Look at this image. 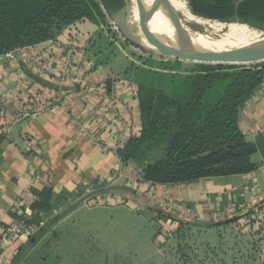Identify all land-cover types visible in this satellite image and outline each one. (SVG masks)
Returning a JSON list of instances; mask_svg holds the SVG:
<instances>
[{
    "label": "crops",
    "instance_id": "obj_1",
    "mask_svg": "<svg viewBox=\"0 0 264 264\" xmlns=\"http://www.w3.org/2000/svg\"><path fill=\"white\" fill-rule=\"evenodd\" d=\"M110 19L116 22V14L101 23L82 19L66 26L55 39L0 55V99L7 93L6 118H0V222L9 226L21 216L32 221L31 205L49 192L50 209L40 215L39 228L73 226L87 216L92 223L86 232L68 229L60 236L68 248V264H91L81 244L72 247L76 239L100 253L105 237L118 239L125 224L137 231L133 236L153 232L141 241L147 251L138 255L147 264L167 261L166 244L177 242L190 228L200 244L197 248L201 247L199 253L194 251L196 264H210L213 253L223 255L224 261L217 264H264V82L244 105L240 118L243 135L257 145L252 156L257 169L179 184L145 185L141 178L146 162H124L114 149L118 141L125 144L141 134L137 87L92 51ZM69 41L77 50L67 46ZM67 63L82 68L62 74ZM43 89L48 96L54 94L58 106L16 122L28 99ZM27 119L31 120L20 132L27 145L24 151L15 143L13 130ZM121 213L128 218L121 221ZM139 219L141 225L136 224ZM157 226L174 228L175 235L166 238ZM229 227L242 233L225 239ZM246 239L245 252L240 245ZM40 241L36 232L2 241L0 264H18L26 249Z\"/></svg>",
    "mask_w": 264,
    "mask_h": 264
},
{
    "label": "trees",
    "instance_id": "obj_2",
    "mask_svg": "<svg viewBox=\"0 0 264 264\" xmlns=\"http://www.w3.org/2000/svg\"><path fill=\"white\" fill-rule=\"evenodd\" d=\"M190 3L193 13L205 18L264 27V0ZM125 4V0H0V55L55 39L66 26L82 19L106 22ZM204 66L203 72L177 84L172 96L139 82L142 131L118 153L124 162H146L143 182L179 184L258 168L252 158L257 145L243 135L240 118L244 105L264 82V67ZM156 150L160 155L152 158ZM50 197L45 192L31 205L32 222L50 209Z\"/></svg>",
    "mask_w": 264,
    "mask_h": 264
},
{
    "label": "rangeland",
    "instance_id": "obj_3",
    "mask_svg": "<svg viewBox=\"0 0 264 264\" xmlns=\"http://www.w3.org/2000/svg\"><path fill=\"white\" fill-rule=\"evenodd\" d=\"M185 1L191 8V0ZM125 2V6L115 13L117 21L115 22L114 19H110L111 21L108 22V26H105L101 33L98 34V37H96V40H94L96 41V44L92 49V51L96 50L101 54L99 56L100 59H102L105 64L111 66V71L120 74V76L124 73V77L132 81V83L135 84L136 87H138L139 82L142 81L143 83L149 86H155L172 96L173 90L175 89L176 85H179L183 80H185L186 77L203 72L205 67L204 65H213L215 67L218 65L180 60L162 53V51L156 46V44L148 36H146L143 27L140 24L141 17L137 0H125ZM154 16L155 15H152V22L155 24L157 20ZM255 27L264 30V27ZM81 48L83 51V47ZM73 65L75 64L73 63ZM257 65H259L260 67H264V61L246 65L236 64V67H255ZM156 152L158 151L156 150ZM156 152L155 155L152 154V158L160 155L159 152L158 154H156ZM237 209L239 208L236 207L233 210L236 212ZM120 218L122 221L127 219L128 216L125 213H121ZM138 222L136 224H142L141 219H139ZM89 223L90 222H88L87 216L84 217V219L79 220L77 223L73 224V226H47L42 231L38 232L41 241L27 248L25 256L22 257L21 261L18 264L70 263L69 259H67L65 256L67 253L69 256V252L65 250L68 248L64 247L63 240L60 236H63L65 231L67 232L68 229L70 231L84 230L86 232L89 229H92L89 228L92 223ZM125 225L124 227H120V236L118 239L105 237L103 246L101 247L102 252L100 253L95 252V249L90 247V243L84 246L86 241H83L82 239H76L75 241L78 245L74 244L72 245V247H79V244H81L83 250L88 253L87 260L91 264H147V262H141L138 255L147 251V247H145L142 242L150 234H153V232L149 233L144 230L143 232H140L133 236L135 230L133 231V229L127 228L128 225ZM54 228L56 230H54ZM160 229H162V227L157 226V230ZM239 233L242 232H238L236 229L229 227L225 239H233V237H235V235L237 234L239 235ZM181 238L182 240H177V242L182 241V244L180 243V245L178 246L175 239L170 244H166L167 247L165 249V254H167V261L162 263L163 261L160 259V261L156 260L154 264L198 263L194 251L196 250L198 252L201 247L197 248V246H199L200 244L197 245L198 239L195 238L193 229H186L182 233ZM247 240L248 239L243 242V245H240L241 249L243 248L245 252L249 249V243L247 242ZM200 243L202 246V243H204V241L202 240L200 241ZM65 244L67 246L69 244V241L65 240ZM230 247L231 249L233 248L232 245ZM237 252L238 249L231 251V257L237 254ZM201 254L200 256H202ZM213 254L211 255L212 263L210 262V264H217L218 262L224 261L223 255L219 256L216 255V253ZM220 254L223 253L220 252ZM83 256L84 255H81L82 260L84 258ZM183 256L184 258L183 260H181ZM93 259L94 261H91Z\"/></svg>",
    "mask_w": 264,
    "mask_h": 264
},
{
    "label": "water",
    "instance_id": "obj_4",
    "mask_svg": "<svg viewBox=\"0 0 264 264\" xmlns=\"http://www.w3.org/2000/svg\"><path fill=\"white\" fill-rule=\"evenodd\" d=\"M137 3L140 10V24L146 36L156 44L162 53L168 56L205 64L246 65L264 61V36L252 48H230L224 50L199 49L193 39L181 31L175 12L167 0H137ZM153 3L161 5L164 9L167 26L174 36L173 40H166L165 44L167 47L162 45L161 36L155 32V29L149 21L148 9ZM30 120L27 119L18 123L13 130L15 143L24 151L27 150V145H25L24 140L21 138L20 132Z\"/></svg>",
    "mask_w": 264,
    "mask_h": 264
},
{
    "label": "bare ground",
    "instance_id": "obj_5",
    "mask_svg": "<svg viewBox=\"0 0 264 264\" xmlns=\"http://www.w3.org/2000/svg\"><path fill=\"white\" fill-rule=\"evenodd\" d=\"M167 1L175 12L181 31L191 37L199 49L252 48L264 36V30L245 23L211 20L194 14L185 0ZM148 11L151 25L161 36L162 45L167 47L166 40H173L174 36L167 26L164 9L153 3ZM152 15L156 17L155 24Z\"/></svg>",
    "mask_w": 264,
    "mask_h": 264
},
{
    "label": "built area",
    "instance_id": "obj_6",
    "mask_svg": "<svg viewBox=\"0 0 264 264\" xmlns=\"http://www.w3.org/2000/svg\"><path fill=\"white\" fill-rule=\"evenodd\" d=\"M67 46L77 50V47L74 45L73 42L69 41L66 43ZM57 45V44H56ZM81 48V47H80ZM62 74H73L77 70H80L82 67L81 65H73V64H66L63 67ZM131 87H133L132 84H130ZM38 96H33L28 99L27 104L22 107L20 112L16 115L15 120L16 122H19L25 118H32L36 116L38 113H40L43 110H46L48 108H51L52 106H58V101L56 100L54 94L51 93L50 96H48V90L45 89L41 90L40 93H38ZM7 98V93L2 94L0 99V118L5 119L6 118V109L4 107L5 105V99ZM40 101V103H39ZM247 103V102H246ZM261 131H264L262 129ZM124 143L122 141H118L117 144L114 146V149L118 151L123 147ZM106 147V146H104ZM143 184H151L150 182H143ZM152 185V184H151ZM31 215V213H30ZM40 215H43V212L40 213ZM39 222L35 221H29V216H21L19 219L16 220L13 224L7 226L0 222V243L2 241H8L13 242L17 239H19L24 234H34L39 229ZM160 234L164 235V237L172 238L175 235V229L174 228H162L160 231Z\"/></svg>",
    "mask_w": 264,
    "mask_h": 264
}]
</instances>
